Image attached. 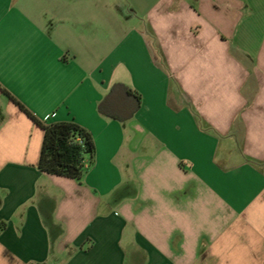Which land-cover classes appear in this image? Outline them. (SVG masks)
<instances>
[{
    "label": "crops",
    "instance_id": "crops-1",
    "mask_svg": "<svg viewBox=\"0 0 264 264\" xmlns=\"http://www.w3.org/2000/svg\"><path fill=\"white\" fill-rule=\"evenodd\" d=\"M0 264H264V0H0Z\"/></svg>",
    "mask_w": 264,
    "mask_h": 264
},
{
    "label": "trees",
    "instance_id": "trees-1",
    "mask_svg": "<svg viewBox=\"0 0 264 264\" xmlns=\"http://www.w3.org/2000/svg\"><path fill=\"white\" fill-rule=\"evenodd\" d=\"M117 88L123 87L115 85L112 92ZM3 92L42 130L43 138L37 169L51 176L64 177L80 183L94 166L95 146L90 133L74 121L55 123L39 121L6 91ZM99 111L104 114L102 107Z\"/></svg>",
    "mask_w": 264,
    "mask_h": 264
},
{
    "label": "built area",
    "instance_id": "built-area-1",
    "mask_svg": "<svg viewBox=\"0 0 264 264\" xmlns=\"http://www.w3.org/2000/svg\"><path fill=\"white\" fill-rule=\"evenodd\" d=\"M54 116V115H53ZM49 120V116L45 117L42 122H47Z\"/></svg>",
    "mask_w": 264,
    "mask_h": 264
}]
</instances>
